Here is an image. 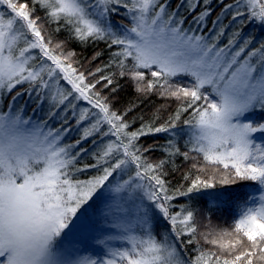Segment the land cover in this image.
I'll return each mask as SVG.
<instances>
[{
    "label": "snow or ice",
    "instance_id": "1",
    "mask_svg": "<svg viewBox=\"0 0 264 264\" xmlns=\"http://www.w3.org/2000/svg\"><path fill=\"white\" fill-rule=\"evenodd\" d=\"M253 23L264 0H0V264H264V120L246 119L264 111V42L243 35ZM101 43L111 55L94 51L90 67L68 47ZM121 81L176 107L133 118L139 105L117 106ZM21 97L46 114L24 116ZM157 133L166 144L143 142ZM177 159L191 169L173 185ZM247 181L259 195L230 229L201 230L180 202L213 190L214 206L218 187Z\"/></svg>",
    "mask_w": 264,
    "mask_h": 264
},
{
    "label": "trees",
    "instance_id": "2",
    "mask_svg": "<svg viewBox=\"0 0 264 264\" xmlns=\"http://www.w3.org/2000/svg\"><path fill=\"white\" fill-rule=\"evenodd\" d=\"M63 35H58L57 39H63ZM69 50H75L77 53V58L84 63L86 67H90L89 61L92 58V53L94 51H103L104 59L106 60L111 53L104 47L101 43L99 45H79V44H70ZM122 90L118 93L119 104L118 107H123L128 103H135L139 105L136 112L132 114L133 118L143 117L145 122H153V117L155 115L156 120L165 117L170 114L176 107L175 104H170L167 101L160 99L158 96H139L134 89L131 87L129 81H121ZM163 107L164 111L157 112L158 109ZM187 115V114H186ZM264 115V111L256 113L255 118L261 117ZM254 119V118H252ZM141 121L136 120L135 127L140 126ZM168 139V134L157 133L150 135L143 142L144 143H157V144H166ZM163 151V150H161ZM156 156H160L161 153L157 152ZM166 159V156L164 157ZM92 159L91 156L85 157L81 162L82 164L87 163L88 160ZM173 169L179 168V171H173L169 179L173 185L178 183H183L182 177L191 169L190 161H183L182 159H177L172 165ZM95 172L92 170L85 171L78 174V178L81 180L90 179ZM259 186L255 182H238L236 185L225 186L223 188H217L215 191L224 193L222 199L217 201L216 204L210 205V197L207 194L213 190H206L201 195L195 197L192 201H180L190 203L194 210L199 214L201 230H205L203 226L208 225L209 223L212 226L217 228H231L234 221L239 218L241 214V207L246 198V194H255L257 195L256 189ZM211 216V221L209 222L205 219L206 216Z\"/></svg>",
    "mask_w": 264,
    "mask_h": 264
},
{
    "label": "rangeland",
    "instance_id": "3",
    "mask_svg": "<svg viewBox=\"0 0 264 264\" xmlns=\"http://www.w3.org/2000/svg\"><path fill=\"white\" fill-rule=\"evenodd\" d=\"M225 23H227V21H225ZM236 28H237V25L233 24L232 27L228 30V32L222 37L221 43L226 42L227 39L231 36L232 31L235 30ZM243 35L245 37H254L255 38L254 44L259 45L261 42H264V26H262L258 23L249 24L243 29ZM20 105H24V111L22 114L24 116L31 115L33 117V119H36L37 117L42 118L46 114L47 107H48V105L45 104L37 113H33L32 109L36 106L35 99L34 98H28V97H21L17 101V107H20ZM260 112H262V111L251 112L247 115L246 119L252 120V121H262V120H264V115L261 117L255 118L256 113H260ZM252 118H254V119H252ZM254 139H255L256 143H258V144L264 143V134H254ZM258 195H259V193H257V196ZM121 243H123V242L115 241L114 245H119ZM98 251H99V248L97 246L93 245V246L89 247L84 254L94 256L97 254Z\"/></svg>",
    "mask_w": 264,
    "mask_h": 264
}]
</instances>
